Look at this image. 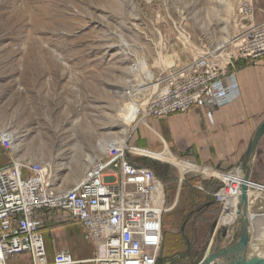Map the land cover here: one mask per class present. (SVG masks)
I'll list each match as a JSON object with an SVG mask.
<instances>
[{"label": "rangeland", "instance_id": "1", "mask_svg": "<svg viewBox=\"0 0 264 264\" xmlns=\"http://www.w3.org/2000/svg\"><path fill=\"white\" fill-rule=\"evenodd\" d=\"M245 3L254 9L253 23L264 25V0H0V139L11 137L8 149L0 142V168L41 164L49 167L53 189L70 190L92 162L124 152L164 184L160 259L198 264L213 225L211 251L234 246L240 231H230L229 222L216 228L222 204L205 195L216 181L189 173L178 186L175 163L129 148L145 118L136 121L138 111L171 72L208 54L221 67L237 57L232 39L244 25L237 10ZM129 103L138 110L127 125L122 111ZM224 198L225 207L233 204ZM259 206L252 211L264 215ZM90 245L70 252L93 259Z\"/></svg>", "mask_w": 264, "mask_h": 264}, {"label": "built area", "instance_id": "2", "mask_svg": "<svg viewBox=\"0 0 264 264\" xmlns=\"http://www.w3.org/2000/svg\"><path fill=\"white\" fill-rule=\"evenodd\" d=\"M237 17L244 24L232 39L237 57L221 67L208 54L171 72L162 90L138 111L136 121L140 116L162 119L195 108L218 107L234 98L239 86L229 68L240 59H264V25L253 23L252 5H241ZM206 118L213 123L212 111L206 112ZM0 142L10 148V135L4 134ZM43 169L41 164L19 161L0 168V264L18 254L28 255L33 264L45 258L40 211L57 212L62 221L82 226L97 251L89 260L92 264L157 263L167 202L164 184L150 167L121 152L107 161L92 162L83 180L70 190L53 189ZM234 186L226 183L214 194L215 201L225 204L224 195ZM53 264L76 262L66 251L55 254Z\"/></svg>", "mask_w": 264, "mask_h": 264}, {"label": "crops", "instance_id": "3", "mask_svg": "<svg viewBox=\"0 0 264 264\" xmlns=\"http://www.w3.org/2000/svg\"><path fill=\"white\" fill-rule=\"evenodd\" d=\"M228 71L234 72L239 86L231 101L218 107L208 106L195 108L184 114H171L162 119L145 117L141 120V125L135 128L136 138L129 149L144 158L153 156L164 163H175L174 167L179 172L178 186H181L189 173L204 175L212 179V183L216 181L218 187L205 192L214 203V194L226 183H233L235 186L227 190L226 195L230 199L229 203L235 204L239 195L241 164L254 133L264 121V59L256 62L240 59ZM208 110L213 113L212 124L206 118ZM159 149L162 150L157 151ZM249 178L250 218H264V215H255L252 211L254 204L260 205L258 210L264 209V134L253 154ZM199 187H202L201 183ZM195 188L203 191L202 188ZM236 188L237 196L234 200L230 192L236 191ZM224 207L225 204L219 205L222 208L221 215ZM234 213L229 215L233 216ZM38 217L42 221L41 234L46 248L45 258L38 264H53L55 254L64 251L70 253L76 264H92L89 261L91 258L79 257L70 252L72 246L91 244L86 240L84 230L78 222H64L57 212L40 211ZM230 227L231 223L229 229ZM214 231L213 225L211 236ZM15 256L6 264H33L26 254ZM215 264H224V261L220 260Z\"/></svg>", "mask_w": 264, "mask_h": 264}, {"label": "water", "instance_id": "4", "mask_svg": "<svg viewBox=\"0 0 264 264\" xmlns=\"http://www.w3.org/2000/svg\"><path fill=\"white\" fill-rule=\"evenodd\" d=\"M263 134H264V121L261 123V125L254 133L252 140L249 143L246 154L244 156L243 162L241 164V170H240V178L242 181L241 189H240L241 194L237 202V224L239 226L240 234L238 235L237 242L234 246L230 248L214 253L211 251L212 242H213V234H212L211 242L206 251V254L199 264H212L213 261L220 256H223L224 258L229 260L230 261L229 264H264V259L253 258L247 262H241L238 260V256L246 252L248 243L250 241V236L247 230L249 225L248 183L250 179L249 178L250 163L253 158V154L255 152L257 144ZM178 258L179 256L172 259H165V260L158 259V264H171Z\"/></svg>", "mask_w": 264, "mask_h": 264}, {"label": "bare ground", "instance_id": "5", "mask_svg": "<svg viewBox=\"0 0 264 264\" xmlns=\"http://www.w3.org/2000/svg\"><path fill=\"white\" fill-rule=\"evenodd\" d=\"M223 64H225V62L223 61ZM141 70L144 69V65H140ZM160 83L154 84L150 87V89L152 90H158ZM132 103V102H131ZM127 104L123 107V113H122V119L125 122V124L129 125L131 120L133 119L134 113L138 110L137 105L133 104ZM44 171L47 172V174L50 177V172H49V167H46L43 169ZM241 178H240V184H239V195L237 196V189L236 191H232L230 192L231 197L235 200L236 196V203L232 204L230 206H228V208L223 210L222 215L220 216V220H219V225L224 226L227 222L231 223V227H230V231H234L235 229L239 230V226L237 224V202H238V198L241 194ZM227 198V195H224ZM235 210V213H234ZM227 211L229 213H227ZM233 216H230L231 214H233ZM230 214V215H229ZM248 215H249V225H248V233L250 236V241L248 243V247L247 250L244 254H241L238 256V260L241 262H247L253 258H257V259H264V224H260L259 226H255V224L253 223V220H251L250 218V212H249V188H248ZM217 228V227H216ZM250 250V253L248 254ZM233 257V256H231ZM224 261V264H229V260H227L226 258H224L223 256L218 257L217 259H215L213 261L212 264H215L218 261Z\"/></svg>", "mask_w": 264, "mask_h": 264}, {"label": "flooded vegetation", "instance_id": "6", "mask_svg": "<svg viewBox=\"0 0 264 264\" xmlns=\"http://www.w3.org/2000/svg\"><path fill=\"white\" fill-rule=\"evenodd\" d=\"M219 223L217 222V224H216V226L218 225ZM160 259V258H159ZM165 260V259H164ZM156 264H158V261H157V263Z\"/></svg>", "mask_w": 264, "mask_h": 264}]
</instances>
